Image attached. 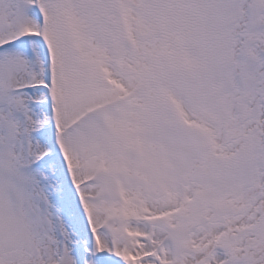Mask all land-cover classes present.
<instances>
[{"label":"snow or ice","instance_id":"6c2138e0","mask_svg":"<svg viewBox=\"0 0 264 264\" xmlns=\"http://www.w3.org/2000/svg\"><path fill=\"white\" fill-rule=\"evenodd\" d=\"M0 264H264V0H0Z\"/></svg>","mask_w":264,"mask_h":264}]
</instances>
